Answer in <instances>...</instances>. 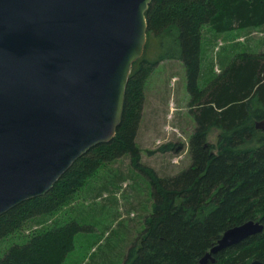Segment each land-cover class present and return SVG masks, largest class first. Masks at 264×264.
Segmentation results:
<instances>
[{"label": "trees", "instance_id": "obj_1", "mask_svg": "<svg viewBox=\"0 0 264 264\" xmlns=\"http://www.w3.org/2000/svg\"><path fill=\"white\" fill-rule=\"evenodd\" d=\"M145 19L146 42L157 40L159 60L179 59L185 70L195 122L188 140L190 165L161 177L141 162L135 138L151 67L137 60L113 139L74 161L44 196L1 215L0 240L22 233L36 218L60 211L82 194L99 168L127 156L130 166L149 182L152 207L140 244L130 247L124 264H200L224 231L249 220L259 221L263 230L206 264L264 262V131L254 127L264 118V52L238 53L216 75L211 67L203 68L201 58L204 27L218 34L262 27L264 0H151ZM213 129L219 131L215 147L207 143ZM171 148L168 143L157 151ZM78 226L69 221L63 227L31 230L22 244L0 256V264H61L72 235L81 230Z\"/></svg>", "mask_w": 264, "mask_h": 264}, {"label": "water", "instance_id": "obj_2", "mask_svg": "<svg viewBox=\"0 0 264 264\" xmlns=\"http://www.w3.org/2000/svg\"><path fill=\"white\" fill-rule=\"evenodd\" d=\"M150 2L0 0V216L113 139ZM262 230L252 220L227 229L199 263Z\"/></svg>", "mask_w": 264, "mask_h": 264}, {"label": "rangeland", "instance_id": "obj_3", "mask_svg": "<svg viewBox=\"0 0 264 264\" xmlns=\"http://www.w3.org/2000/svg\"><path fill=\"white\" fill-rule=\"evenodd\" d=\"M160 52L157 40L153 39L146 42L138 59L147 62L151 71L143 85L135 144L141 152V162L164 177L190 165L188 140L195 122L189 112L183 64L179 59L159 60ZM244 52H264V26L224 34L209 27L202 29V66L211 67V74L216 75L232 57ZM218 134L219 131L211 130L207 143L215 147ZM168 143L170 151H157ZM114 180L118 184L110 185ZM80 195L53 215L36 218L22 233L0 240V256L11 246L22 244L31 230L63 227L74 221L81 230L72 235L61 264H124L130 247L136 243L138 248L144 220L151 213L148 180L123 156L99 168Z\"/></svg>", "mask_w": 264, "mask_h": 264}, {"label": "flooded vegetation", "instance_id": "obj_4", "mask_svg": "<svg viewBox=\"0 0 264 264\" xmlns=\"http://www.w3.org/2000/svg\"><path fill=\"white\" fill-rule=\"evenodd\" d=\"M220 253V252H219Z\"/></svg>", "mask_w": 264, "mask_h": 264}]
</instances>
